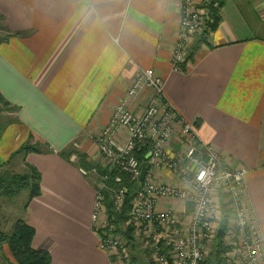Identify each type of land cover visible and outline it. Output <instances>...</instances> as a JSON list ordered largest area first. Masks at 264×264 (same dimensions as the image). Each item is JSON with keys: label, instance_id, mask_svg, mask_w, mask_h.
Masks as SVG:
<instances>
[{"label": "crops", "instance_id": "crops-1", "mask_svg": "<svg viewBox=\"0 0 264 264\" xmlns=\"http://www.w3.org/2000/svg\"><path fill=\"white\" fill-rule=\"evenodd\" d=\"M182 6L183 0H0V93L17 106L1 112L20 140L0 148V171L25 173L26 164L39 171L40 194L21 219L35 229L31 246L47 250L50 264H116L99 249L92 227V177L79 172L76 154L65 160L58 153L70 145L83 157L80 166L103 164L95 136L134 74L147 68L164 80L167 101L196 121L198 139L247 169L246 196L264 238V3L223 0L215 29L177 71L170 59ZM173 139L170 154L184 146ZM37 140L53 152L16 153Z\"/></svg>", "mask_w": 264, "mask_h": 264}, {"label": "built area", "instance_id": "built-area-1", "mask_svg": "<svg viewBox=\"0 0 264 264\" xmlns=\"http://www.w3.org/2000/svg\"><path fill=\"white\" fill-rule=\"evenodd\" d=\"M215 6L214 0H183L170 59L172 70H180L195 38L207 30ZM145 92H150L147 104L135 109ZM196 128L195 121L187 120L167 101L164 80L152 68L134 74L97 138L102 166L124 173L137 185L124 225L131 226L134 234H142L152 264H201L211 251L225 204L230 215L223 264H264V238L246 196L247 169L233 166L211 145L201 142ZM173 138L184 141L176 154L166 152L176 140ZM138 151H146L147 155L143 180L135 156ZM78 170L83 176L87 171L98 176L95 167L79 166ZM98 177L100 185L94 186L91 214L94 229L107 225L102 202L106 175ZM115 182L121 183L120 175H116ZM126 192V187L113 190L115 211L122 209ZM102 216L104 222H99ZM98 247L116 264H130L125 242L120 245L116 236L99 238Z\"/></svg>", "mask_w": 264, "mask_h": 264}, {"label": "trees", "instance_id": "trees-1", "mask_svg": "<svg viewBox=\"0 0 264 264\" xmlns=\"http://www.w3.org/2000/svg\"><path fill=\"white\" fill-rule=\"evenodd\" d=\"M214 1L216 6L212 7V11L210 13L211 21L207 23V30L204 29V32L201 33L200 36H197L193 41L184 62L180 65V71L186 70L187 64L192 61V58L197 49L200 47V44H205V38L203 34L215 29L217 23L220 20L219 9L223 0ZM15 109H17V106H10L8 101H6L0 93V111H15ZM69 146L65 147V149L59 151L58 153L65 160H68V157L72 154H76V151ZM27 152L43 153L53 152V150L43 141L37 140L32 144L23 143L19 150L16 151L17 154H25ZM135 156L138 159L140 165L142 163L145 165L147 164L146 151L135 152ZM80 158L83 157L80 155ZM82 166L87 169L95 166L98 176L106 175V180L104 182L105 188L102 190V202L106 210L107 225L98 229H94L93 227V230L97 233V235H99V238L108 235H119L124 239L125 246H128L130 250L134 248L135 251H137L136 236L133 232V228L131 226H124L125 220H127L131 198L134 189L137 187L136 183H134V181H130L127 175L124 173H120L118 170L109 168L108 166H102V164L85 163V165ZM26 168L27 172L25 173H10L8 175H4V178L0 176V197H14L21 190L28 189L29 193L27 200L23 205L24 210L27 209L29 201L40 194L41 180L40 173L35 167L26 164ZM116 175L121 176V183L115 182ZM120 187H126L127 192L125 194V200L122 209L120 211H115L111 200V195L114 189ZM222 213L223 217L221 226L219 227L213 239L211 251L205 260L201 262V264H210L213 259L216 261V264H223V254L228 248L227 245L224 244L225 228L228 223V216L230 215V211L226 208L225 204L222 205ZM34 234L35 229L22 219L16 220L13 224V228L8 233L3 231L0 227V249L3 247V245H6L8 253L12 258L10 263L5 262V264H50L51 258L47 250L34 249L31 246V241ZM134 254L131 255V262L133 264H140L143 258H139L136 256V254ZM146 261L152 264L151 260Z\"/></svg>", "mask_w": 264, "mask_h": 264}, {"label": "rangeland", "instance_id": "rangeland-1", "mask_svg": "<svg viewBox=\"0 0 264 264\" xmlns=\"http://www.w3.org/2000/svg\"><path fill=\"white\" fill-rule=\"evenodd\" d=\"M177 71H180V70H177ZM142 96H143L144 100L143 101H139L138 103H136L135 109L137 107H143L144 104H147V101H148V99L150 97V92L146 93L145 96H144V94ZM135 112L138 113L137 111H135ZM12 122H13V120H11L9 118V116L5 115L4 111H2V112L0 111V148H6L8 150V149L12 148L15 144H19V142H20V140L16 136L17 135V133H16L17 128L10 126ZM101 134H102V128L100 129V131L95 136V142H96V145H97L98 152H99V147H98V144H97V138L100 137ZM120 136H121V138H124L126 135H125L124 132H121ZM69 147L74 149L73 146H69ZM166 152L169 153V151H166ZM75 153L80 158L81 154H79L78 152H75ZM0 155H1V152H0ZM79 158H78V163H80V159H81V158L80 159ZM78 163H75V165H79L80 166V164H78ZM93 167H95V166H93ZM164 171L168 175L167 171L166 170H164ZM5 172H7V175L11 173L8 168L1 169L0 175L2 176V178H4V175H6ZM89 173L90 172L87 171L85 177H87V178H91L92 177V179H91L92 183L91 184L93 185V187L96 186V184L100 185V183H97L99 177L98 176L95 177L96 175H91ZM27 192H28V189H23L17 195H15L14 197H10V198L9 197H5V196H1L0 197V227H1V229L3 231H5L7 233L9 231H11L15 221L18 220V219H21L23 217V215H24L23 214L24 213L23 205H24V203L27 200V195H26ZM93 203H94V196H93ZM91 222H92V220H91ZM99 222H104V216H102L99 219ZM92 227H93V224H92ZM135 236H136V242H137V249H136L137 251H135L134 248H133L134 250L131 249L132 250L131 251L129 249V247L126 246L128 251H129V257L131 258L132 257L131 255L134 254V252H135L136 256H138L139 258H143V259L145 258V260H151L149 250L146 249V247L144 246V239L142 237V234L136 232ZM116 238L119 241L120 245L124 244V239L121 236L116 235ZM0 261L1 262L4 261V263L5 262L10 263L12 261V258H11V256L8 253L6 245H4L0 249ZM130 264H133L131 262V260H130Z\"/></svg>", "mask_w": 264, "mask_h": 264}, {"label": "water", "instance_id": "water-1", "mask_svg": "<svg viewBox=\"0 0 264 264\" xmlns=\"http://www.w3.org/2000/svg\"><path fill=\"white\" fill-rule=\"evenodd\" d=\"M2 39H3V36L0 35V40H2ZM146 158H147V155H146ZM145 172H146V165L144 163H142L141 168H140V180H143ZM140 264H150V263H148L146 260L142 259ZM210 264H216V261L213 259Z\"/></svg>", "mask_w": 264, "mask_h": 264}]
</instances>
